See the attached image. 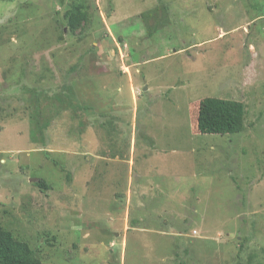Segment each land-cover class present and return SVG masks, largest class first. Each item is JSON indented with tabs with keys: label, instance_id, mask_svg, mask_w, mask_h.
Masks as SVG:
<instances>
[{
	"label": "rangeland",
	"instance_id": "374dc122",
	"mask_svg": "<svg viewBox=\"0 0 264 264\" xmlns=\"http://www.w3.org/2000/svg\"><path fill=\"white\" fill-rule=\"evenodd\" d=\"M0 223L45 264H264V0H0Z\"/></svg>",
	"mask_w": 264,
	"mask_h": 264
},
{
	"label": "trees",
	"instance_id": "16d2710c",
	"mask_svg": "<svg viewBox=\"0 0 264 264\" xmlns=\"http://www.w3.org/2000/svg\"><path fill=\"white\" fill-rule=\"evenodd\" d=\"M65 17L71 30H76L87 20V13L82 6H76L67 11ZM245 114V106L242 103L218 98H205L199 107L198 130L202 135L240 133L244 127ZM38 136L36 131H31L33 143L44 140L43 135L41 139ZM37 186L44 190L49 188L43 180H40ZM0 264L45 263L35 257L33 249L27 242L16 240L12 232L5 230L0 223Z\"/></svg>",
	"mask_w": 264,
	"mask_h": 264
},
{
	"label": "water",
	"instance_id": "95a60500",
	"mask_svg": "<svg viewBox=\"0 0 264 264\" xmlns=\"http://www.w3.org/2000/svg\"><path fill=\"white\" fill-rule=\"evenodd\" d=\"M32 181H33V182H37V181H38V179H32Z\"/></svg>",
	"mask_w": 264,
	"mask_h": 264
}]
</instances>
